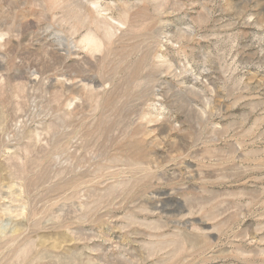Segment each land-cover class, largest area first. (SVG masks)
Returning <instances> with one entry per match:
<instances>
[{
  "label": "rangeland",
  "instance_id": "1",
  "mask_svg": "<svg viewBox=\"0 0 264 264\" xmlns=\"http://www.w3.org/2000/svg\"><path fill=\"white\" fill-rule=\"evenodd\" d=\"M0 264H264V0H0Z\"/></svg>",
  "mask_w": 264,
  "mask_h": 264
}]
</instances>
